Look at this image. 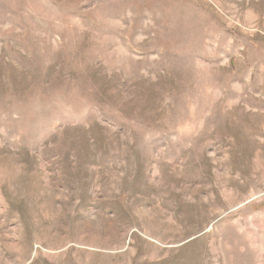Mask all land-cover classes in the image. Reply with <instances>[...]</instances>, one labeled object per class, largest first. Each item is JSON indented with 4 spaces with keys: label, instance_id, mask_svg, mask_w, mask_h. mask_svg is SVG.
<instances>
[{
    "label": "rangeland",
    "instance_id": "obj_1",
    "mask_svg": "<svg viewBox=\"0 0 264 264\" xmlns=\"http://www.w3.org/2000/svg\"><path fill=\"white\" fill-rule=\"evenodd\" d=\"M0 264H264V0H0Z\"/></svg>",
    "mask_w": 264,
    "mask_h": 264
}]
</instances>
